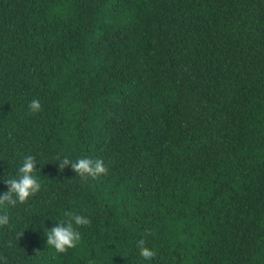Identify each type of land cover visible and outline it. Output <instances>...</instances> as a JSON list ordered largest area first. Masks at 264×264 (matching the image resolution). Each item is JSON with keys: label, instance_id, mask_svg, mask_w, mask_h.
I'll return each instance as SVG.
<instances>
[{"label": "trees", "instance_id": "16d2710c", "mask_svg": "<svg viewBox=\"0 0 264 264\" xmlns=\"http://www.w3.org/2000/svg\"><path fill=\"white\" fill-rule=\"evenodd\" d=\"M27 155L0 264H264V0H0V193Z\"/></svg>", "mask_w": 264, "mask_h": 264}, {"label": "clouds", "instance_id": "9594fccd", "mask_svg": "<svg viewBox=\"0 0 264 264\" xmlns=\"http://www.w3.org/2000/svg\"><path fill=\"white\" fill-rule=\"evenodd\" d=\"M30 112L35 114L41 110L39 100H32L29 104ZM59 170L63 172L65 168L71 165L72 170L82 179L91 177L98 178L107 173V168L103 160L91 158H79L76 161L70 160L67 156H57ZM37 161L35 157L27 155L23 158L21 165L17 169V174L13 178H7L4 183L7 191L0 193V206H15L18 202L23 204L27 202L30 196L35 195L41 188L38 179L33 175L37 170ZM65 219L58 222L56 226L46 231V243L48 247L55 250L56 253H66L68 249L75 248L81 241V233L75 226H88L91 221L78 213L66 212ZM9 223L7 214H0V227ZM23 232L19 234L21 237ZM139 255L145 260H152L156 253L146 246V241L140 239L137 242Z\"/></svg>", "mask_w": 264, "mask_h": 264}]
</instances>
